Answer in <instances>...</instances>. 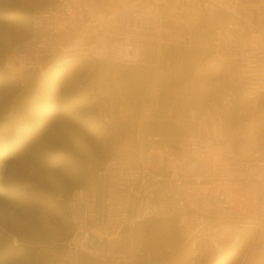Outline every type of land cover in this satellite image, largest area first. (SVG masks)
Instances as JSON below:
<instances>
[{"label": "built area", "instance_id": "obj_1", "mask_svg": "<svg viewBox=\"0 0 264 264\" xmlns=\"http://www.w3.org/2000/svg\"><path fill=\"white\" fill-rule=\"evenodd\" d=\"M173 1L180 14L200 7L209 19L228 17L214 31L207 57L194 74L208 83L201 85L202 93L224 88L230 93L208 120L196 110H184L193 134L151 135L145 118L138 156L101 164L100 203L88 188L70 195L67 213L74 230L65 243L64 264H153L151 253L135 238L151 220L176 222L189 250L188 264H236L238 259V264H264V123H240L233 132L229 127L239 105L237 92L252 104L264 97V26L241 12V0ZM170 21L142 0L108 12L92 0H55L34 13L31 36L14 54L39 69L48 64L64 69L83 56L94 61L93 70L96 61L137 67L151 52L156 61L151 66L160 69L173 34ZM58 51L60 61L51 63ZM95 100L107 128L112 123L107 97ZM125 231L134 233L130 255L113 248Z\"/></svg>", "mask_w": 264, "mask_h": 264}, {"label": "rangeland", "instance_id": "obj_2", "mask_svg": "<svg viewBox=\"0 0 264 264\" xmlns=\"http://www.w3.org/2000/svg\"><path fill=\"white\" fill-rule=\"evenodd\" d=\"M54 1L0 0V264H64L65 243L74 230L67 213L70 195L88 188L100 203L101 164L109 159L138 156L145 118L148 124L157 119L166 134L186 136L185 131L175 127L176 123L169 122L173 109L196 110L208 120L218 112L221 99L230 93L228 88L202 93L201 85L208 83L202 84L196 78L198 66L185 79L177 62L169 66L163 62L160 69L151 66V94L138 104L141 115H131V111L126 114V100L107 96V117L112 123L105 128L104 112L95 100L100 93L93 88L95 67L89 68L94 61L79 56L74 65L64 69L49 64L39 69L21 63L14 54V49L31 36L34 13ZM132 1L92 0L101 12L116 10ZM142 1L159 15L171 18L179 14L173 0ZM182 14L188 24L199 29L198 48L205 60L210 40L212 43L207 31L214 20L207 18L200 7L185 9ZM179 22L182 24V20ZM87 43L91 45L89 38ZM172 43L171 38L162 61ZM153 56L148 53L144 64H152ZM135 75L142 78L146 73L136 70ZM236 96L239 105L230 117L231 132L240 123H264V97L252 104L243 101L240 93ZM152 104L156 105L150 114ZM163 109L170 120L156 117ZM59 196L63 201H58ZM149 222L155 224L152 228L143 224L135 238L144 252L151 253L153 264H188L189 250L179 239L175 221ZM105 233L108 234L106 230ZM123 236V241L113 248L116 253L130 255L134 233L125 231ZM166 249L170 251L165 252ZM87 264L102 263L87 260Z\"/></svg>", "mask_w": 264, "mask_h": 264}, {"label": "crops", "instance_id": "obj_3", "mask_svg": "<svg viewBox=\"0 0 264 264\" xmlns=\"http://www.w3.org/2000/svg\"><path fill=\"white\" fill-rule=\"evenodd\" d=\"M240 9L243 14L248 15L251 18L253 23L259 26H264V0H241ZM186 19V15L180 13L171 17V24L174 30L172 34L173 43L166 51V57L164 61H162V63L165 62V65L167 66L171 63L177 62L178 70L181 76L185 79L187 76H191L194 68L197 66L201 67L205 61L201 59V52L198 48L200 45L197 36L200 35V31L188 24V20L185 21ZM180 20H182V24H180ZM213 20L212 24L209 25L210 30L207 31V34L211 36V39L213 36L212 34L216 29L224 27L228 21V17L224 14H219L218 17ZM208 47H211V40L207 48ZM153 61L154 59L151 63H153ZM151 65L152 64H144L136 68H128L114 63L100 61L95 65L93 77L96 79V82L95 87L93 86V88L94 90L96 88L100 95L108 96L109 99L120 98L126 100L127 105L125 106L126 110H124L126 114H129L131 111V115H141V107L138 108V104L140 101L142 103L145 98L149 97L151 94L149 91L150 87L148 86V83L153 78L151 77V74H149L150 69H152ZM136 70H144L146 75L142 78L138 77L135 75ZM140 87L142 88L140 89ZM187 91L188 90H186V92ZM181 95L178 96L180 97ZM183 97H185V95H183ZM180 109H173V115L170 117L171 120L169 119V116H166L167 113H165V109L159 111L156 114V117H159L160 121H164L166 116L167 120H170L169 122L176 123L175 127L178 130L185 131L186 135L193 134L194 131L184 114V108ZM147 132L151 135L165 137L175 136L174 134L171 135L164 133V127H161L160 124H158L157 119H154L153 122L151 121V123L147 125Z\"/></svg>", "mask_w": 264, "mask_h": 264}, {"label": "water", "instance_id": "obj_4", "mask_svg": "<svg viewBox=\"0 0 264 264\" xmlns=\"http://www.w3.org/2000/svg\"><path fill=\"white\" fill-rule=\"evenodd\" d=\"M60 59H61V52L58 51V52L56 53V55H55L52 59H50V62H51V63H52V62H59Z\"/></svg>", "mask_w": 264, "mask_h": 264}, {"label": "trees", "instance_id": "obj_5", "mask_svg": "<svg viewBox=\"0 0 264 264\" xmlns=\"http://www.w3.org/2000/svg\"><path fill=\"white\" fill-rule=\"evenodd\" d=\"M53 203H55V202H53ZM151 221H152V220H151ZM146 224H149L148 226H150V227H151V225H153V224H155V223H154V222H153V223H151V222H149V223H148V222H146ZM146 224H145V225H146ZM175 225H176V222H175ZM151 228H152V227H151ZM176 231H177V229H176Z\"/></svg>", "mask_w": 264, "mask_h": 264}]
</instances>
